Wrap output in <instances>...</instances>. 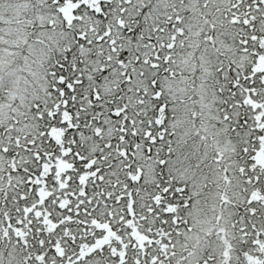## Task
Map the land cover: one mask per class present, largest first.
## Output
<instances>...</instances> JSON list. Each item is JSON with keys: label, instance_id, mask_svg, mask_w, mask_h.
<instances>
[{"label": "snow or ice", "instance_id": "1", "mask_svg": "<svg viewBox=\"0 0 264 264\" xmlns=\"http://www.w3.org/2000/svg\"><path fill=\"white\" fill-rule=\"evenodd\" d=\"M0 264H264V0H0Z\"/></svg>", "mask_w": 264, "mask_h": 264}]
</instances>
